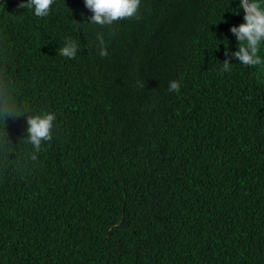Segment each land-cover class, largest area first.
Returning a JSON list of instances; mask_svg holds the SVG:
<instances>
[{"label": "trees", "instance_id": "trees-1", "mask_svg": "<svg viewBox=\"0 0 264 264\" xmlns=\"http://www.w3.org/2000/svg\"><path fill=\"white\" fill-rule=\"evenodd\" d=\"M25 2L0 0V264H264V64L234 56L238 0L104 25L85 0Z\"/></svg>", "mask_w": 264, "mask_h": 264}, {"label": "clouds", "instance_id": "clouds-1", "mask_svg": "<svg viewBox=\"0 0 264 264\" xmlns=\"http://www.w3.org/2000/svg\"><path fill=\"white\" fill-rule=\"evenodd\" d=\"M55 0H26L21 7L32 9L37 17H47ZM141 0H85V6L93 12L92 21L96 24H112L114 21L132 18L138 13ZM239 12L244 13L243 20L238 27L233 26L230 31L239 41V49L234 53L239 62L253 67L264 64V0H238ZM239 14V13H238ZM64 57L75 58L77 45L75 41L68 42L60 50ZM106 48H102L100 55L107 56ZM232 64L225 61L222 71H230ZM4 83L0 81V89ZM180 82L170 81L169 91L178 92ZM56 114L46 112L28 119V133L31 144L39 150L43 141L52 140V130L56 121Z\"/></svg>", "mask_w": 264, "mask_h": 264}, {"label": "water", "instance_id": "water-1", "mask_svg": "<svg viewBox=\"0 0 264 264\" xmlns=\"http://www.w3.org/2000/svg\"><path fill=\"white\" fill-rule=\"evenodd\" d=\"M263 75H264V70H263Z\"/></svg>", "mask_w": 264, "mask_h": 264}]
</instances>
